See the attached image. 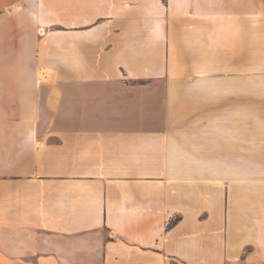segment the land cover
Returning <instances> with one entry per match:
<instances>
[{"label":"crops","instance_id":"1","mask_svg":"<svg viewBox=\"0 0 264 264\" xmlns=\"http://www.w3.org/2000/svg\"><path fill=\"white\" fill-rule=\"evenodd\" d=\"M9 3L0 264H264V0Z\"/></svg>","mask_w":264,"mask_h":264},{"label":"rangeland","instance_id":"2","mask_svg":"<svg viewBox=\"0 0 264 264\" xmlns=\"http://www.w3.org/2000/svg\"><path fill=\"white\" fill-rule=\"evenodd\" d=\"M15 9V6L13 3H9V0H6V6H5V9L4 10H1L0 11V14H1V18H4L6 19L7 21V25H11L13 24V19L14 18H17V19H21L23 20V24H24V27H23V31L26 32V34H28L29 32V14L24 11V10H16L14 11ZM9 28H7L8 30ZM41 28H39L40 30ZM38 30V32H39ZM15 61L13 58L11 59H6L5 60V65L6 66H12V65H15ZM18 65H21L20 63V60H19V64Z\"/></svg>","mask_w":264,"mask_h":264}]
</instances>
